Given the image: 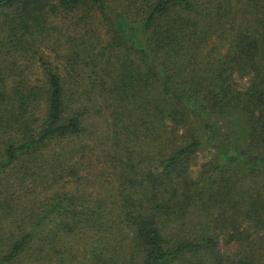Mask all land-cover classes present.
I'll list each match as a JSON object with an SVG mask.
<instances>
[{
	"label": "trees",
	"instance_id": "obj_1",
	"mask_svg": "<svg viewBox=\"0 0 264 264\" xmlns=\"http://www.w3.org/2000/svg\"><path fill=\"white\" fill-rule=\"evenodd\" d=\"M0 264H264V0H0Z\"/></svg>",
	"mask_w": 264,
	"mask_h": 264
},
{
	"label": "rangeland",
	"instance_id": "obj_2",
	"mask_svg": "<svg viewBox=\"0 0 264 264\" xmlns=\"http://www.w3.org/2000/svg\"><path fill=\"white\" fill-rule=\"evenodd\" d=\"M70 17L72 15H69ZM62 22V21H61ZM75 22V19L73 18H65L63 20L64 27L68 28L67 34L73 35L75 34L74 31H76L75 26L73 23ZM65 31V28L63 29ZM105 32H107V28L105 27ZM239 82L243 85L248 84L247 79L239 80ZM212 156V151L209 148H205L202 151H199L192 159V162L190 164V175L194 178L198 177L199 173L202 170V165L207 162Z\"/></svg>",
	"mask_w": 264,
	"mask_h": 264
}]
</instances>
